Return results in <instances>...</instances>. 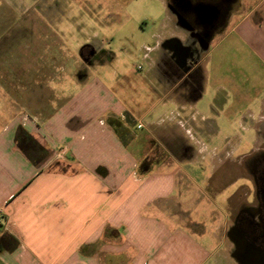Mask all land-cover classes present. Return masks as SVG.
Here are the masks:
<instances>
[{
	"label": "crops",
	"instance_id": "obj_1",
	"mask_svg": "<svg viewBox=\"0 0 264 264\" xmlns=\"http://www.w3.org/2000/svg\"><path fill=\"white\" fill-rule=\"evenodd\" d=\"M148 1V11L156 9V1L163 15L151 35L158 52L164 49L173 65L182 68L189 46L204 53L202 42L210 41L196 26L217 27L216 5L178 0L175 9L173 0ZM100 2L86 0L85 8L67 12L65 30L75 39L73 52L59 45L74 56L68 65H76L78 72H67V64L60 63L59 72L50 70L43 78L41 71L24 76L23 82L27 77L33 82L30 89L6 87L7 113L14 115L0 123V264H230L222 248L229 241V221L209 230L182 212L181 167L170 168L162 141H156L160 147L153 144L158 127L191 134L195 117L182 114L200 112L198 101L183 91L167 106L170 91L151 85L152 106L139 115L104 75L91 73L96 63L115 58L114 52L104 51L106 40L98 30L121 16L117 4L115 14L102 11ZM235 6L226 9L228 19L220 32L230 27L264 72V0H239ZM75 18L80 20L73 24ZM84 49L89 51L83 54ZM205 75L193 82L208 86ZM259 88L264 90V80ZM257 106L259 123H264V97ZM207 191L213 202L224 193ZM234 195L224 196L228 205Z\"/></svg>",
	"mask_w": 264,
	"mask_h": 264
},
{
	"label": "rangeland",
	"instance_id": "obj_2",
	"mask_svg": "<svg viewBox=\"0 0 264 264\" xmlns=\"http://www.w3.org/2000/svg\"><path fill=\"white\" fill-rule=\"evenodd\" d=\"M92 1L95 3V0ZM97 1H101L102 11L109 9L115 14L117 4L121 16L119 21L115 20L98 30L101 39L106 40L104 47L107 50L104 51L114 52L115 58L102 66L97 65L96 60L92 74L104 75L139 115L152 106L148 96L154 88L170 91L167 106L173 100L177 101L183 91H187L188 98L190 96L198 101L196 104L200 112L192 115V110H188L182 114L184 119L195 117L196 125L191 134L181 129L162 130L159 127L154 131L153 144L160 147L156 141H162L171 156L170 168L176 170L181 167L184 175V185L180 187L184 191L182 212L191 213L194 222L209 230L223 228L225 220L233 229L237 216L241 214L257 224L258 233L264 231L262 174H257L261 165L264 166V123H259L261 112L257 106L264 97L263 88H259L264 72L249 49L231 33L230 27L220 32L228 19L226 9L230 6L236 8L239 0H191V5L200 2L216 5L219 9L214 13L219 15L215 17V29L196 26L202 38L210 42L208 47L203 48L204 53L194 44L189 46L185 56L188 64L183 68L173 65L164 49L158 52L151 38L156 26L161 25L163 16L156 1L153 11H148V0ZM173 1L174 8L178 9V0ZM85 5L86 0H0V123L14 115L13 112L7 113L6 87L14 91L18 88L30 89L33 82L28 81V77L23 82L21 79L24 76L38 75L41 71L43 78V75L51 73L50 70L52 73L59 72L62 68L60 63L67 64V72H78L74 70L76 65H68L75 60L73 55L68 54L69 50L73 52L75 39L71 30L66 32L65 21L67 17L70 19L67 12L78 11ZM159 13L160 17H155ZM188 16L193 18L191 13ZM104 19L112 18L106 16ZM79 20L75 18L72 22L74 24ZM55 27L64 31L65 36L58 34ZM93 31L91 29L89 33ZM59 44H65L69 50L65 51ZM88 51L84 49L83 54ZM74 52L79 54V50ZM205 54L209 58L204 57L200 61L199 58ZM195 60L194 65L189 64ZM188 73L190 76L183 79V75ZM206 73L208 86L205 87L203 82H193L197 76V79L199 76L201 80L202 76L205 78ZM115 74L116 83L112 81ZM41 83H48V80ZM170 123L177 124L175 121ZM181 156L191 159L180 162L178 159ZM207 189L212 190V196L217 190L223 189L224 193L216 195V202L208 201ZM228 195H234L229 205L225 202ZM203 209L206 211H201ZM190 227L196 230L193 225ZM230 228L227 234L229 241L224 240L222 248L229 257V263L237 264L233 257L237 247L230 238L233 235Z\"/></svg>",
	"mask_w": 264,
	"mask_h": 264
},
{
	"label": "flooded vegetation",
	"instance_id": "obj_3",
	"mask_svg": "<svg viewBox=\"0 0 264 264\" xmlns=\"http://www.w3.org/2000/svg\"><path fill=\"white\" fill-rule=\"evenodd\" d=\"M208 32V30H206ZM260 172L257 174H262L261 182L262 189L264 193V166L261 165ZM263 172V173H262ZM260 186V185H259ZM263 216H264V209H263ZM264 220V218H263ZM258 233L257 224L247 218L239 214L237 219L235 220L234 230H232V238L237 247L235 250V255L239 254H246L247 256H252L253 249H249L250 246H254L256 248L264 250V231ZM249 250V252H247Z\"/></svg>",
	"mask_w": 264,
	"mask_h": 264
},
{
	"label": "water",
	"instance_id": "obj_4",
	"mask_svg": "<svg viewBox=\"0 0 264 264\" xmlns=\"http://www.w3.org/2000/svg\"><path fill=\"white\" fill-rule=\"evenodd\" d=\"M202 46L206 48L208 46V43L202 42ZM232 230H234V228ZM230 238L231 240H233L232 235ZM249 249H253L252 256H247L246 254H233V257L236 260L237 264H264V251L254 246H250ZM247 252H249V250Z\"/></svg>",
	"mask_w": 264,
	"mask_h": 264
},
{
	"label": "built area",
	"instance_id": "obj_5",
	"mask_svg": "<svg viewBox=\"0 0 264 264\" xmlns=\"http://www.w3.org/2000/svg\"><path fill=\"white\" fill-rule=\"evenodd\" d=\"M142 127V125H139V128H141ZM0 223H1V220H0Z\"/></svg>",
	"mask_w": 264,
	"mask_h": 264
}]
</instances>
